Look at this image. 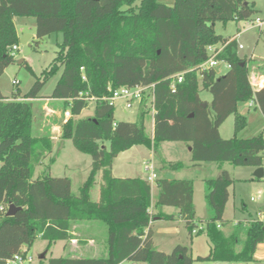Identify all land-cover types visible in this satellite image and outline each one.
Instances as JSON below:
<instances>
[{
  "label": "trees",
  "instance_id": "1",
  "mask_svg": "<svg viewBox=\"0 0 264 264\" xmlns=\"http://www.w3.org/2000/svg\"><path fill=\"white\" fill-rule=\"evenodd\" d=\"M256 13L247 0H0V77L14 62L10 53L18 44L14 17L35 19L37 41L62 34L55 58L28 93L23 97L13 93L9 100L0 92V205L19 208L10 217L0 214V264L16 255L25 259L37 239L47 242V249L68 241L73 226L82 222L105 227L104 257H44L39 263L193 264L186 246L177 245L169 254L154 247L150 229L154 219H181L191 238L204 234L210 253L197 261H255L256 249L264 242V224L245 220L228 234L223 232L231 225L223 216L234 179L222 167L264 165L262 134L237 137L247 122L238 112L240 104L254 101L264 117V86L252 89L249 61L238 55L236 40L223 39L214 26L248 21ZM213 45H225L217 57L229 65L225 75L219 76L214 69L197 70ZM257 69L264 71V65ZM59 71L47 99L59 101L63 112L71 111L72 118L60 126V137L71 140L78 152L92 160L77 196L66 177L47 173L33 178L35 168L52 153L53 142L50 135L35 133L32 101L41 99L47 80ZM186 71L182 82L171 89L169 78ZM150 85H154L152 135L145 127L151 112L150 90L138 106L135 123L116 122L114 107L103 103L95 104L91 117L79 118L89 103L77 99L80 93L103 98L120 87ZM200 91L211 94L210 104L201 100ZM229 117L234 118V135L223 139L219 129ZM105 141L108 151L102 145ZM167 142L189 145L192 166L215 164L220 169L216 178L204 180L211 216L201 229L195 221L193 180L156 178L157 195L152 202V184L146 178L112 176L114 159L135 146L151 150L163 169L185 168L182 162L161 157V145ZM98 174L99 200L93 202L90 192ZM164 207L174 208L176 214L163 213Z\"/></svg>",
  "mask_w": 264,
  "mask_h": 264
},
{
  "label": "rangeland",
  "instance_id": "2",
  "mask_svg": "<svg viewBox=\"0 0 264 264\" xmlns=\"http://www.w3.org/2000/svg\"><path fill=\"white\" fill-rule=\"evenodd\" d=\"M170 3L171 0H159ZM253 3L254 9L257 13L251 18L255 24L259 19L263 23L262 27H254L250 30H244L245 21H232L226 24L221 22L215 23V33L223 39H231L233 36L237 40L238 55L241 58L249 61V75L248 78L264 79V71L257 69L258 66L264 65V0H247ZM13 23L18 36L17 51L13 52L14 62L5 69L0 77V92L4 97L9 98L13 93L18 92L20 97H23L37 77H41L42 72L47 70L59 50L62 43V34L55 33L42 40L37 41L35 38V19L33 17H14ZM27 37L25 43H21L24 37ZM241 46V48H239ZM10 53L11 49H10ZM22 61L21 64H18ZM258 65V66H257ZM228 69L222 66L217 73L219 76L225 75ZM60 71L51 76L40 92L41 99L32 101L35 114L36 125L35 133L38 135L48 134L51 136L53 142L52 153L47 156L40 165L35 168L33 178L36 179L47 173L52 177H66L71 181V192L74 195L79 194V188L86 180L90 170L92 160L89 155L78 152L71 140L62 139L60 137V126L63 122V109L59 101L47 99L52 93ZM17 81V85L13 82ZM199 96L202 101L210 104L212 96L206 91H200ZM23 100L18 98V101ZM249 103V102H248ZM247 102L239 106L242 109L247 108ZM95 108L94 102H89L87 107L83 110L79 118L91 117ZM138 108L126 110L122 101L116 102L114 108V120L116 122L135 123L138 121ZM152 111L145 117V127L148 135H151L152 130ZM246 128L244 131L237 134V137H252L253 135L262 134L264 138V117L257 107L256 109L246 110ZM233 119L229 118L223 125L220 131L223 139H229L233 135ZM102 145L109 149V143L103 142ZM160 155L168 162H182L189 165L190 154L187 152L183 143L167 142L162 144ZM54 161L51 162L50 160ZM153 166V173L159 177H180L181 179H189L194 181V205L196 212V219L198 228L204 227V223L210 218L211 213L206 205L204 195L206 193L204 179L216 178L220 174V169L215 164H202V167L195 170L184 169L179 173H170L164 171L157 165V159L154 153L143 147L135 146L130 150L119 154L113 161V175L120 177H147L149 172L146 170V165ZM191 164V162H190ZM223 170L230 173L234 179L233 184L229 188L230 200L225 207V216L230 220L231 226L234 223L243 221L244 218L250 221L257 220L256 215L260 212L264 215V181H251L253 172L245 167H233L225 164ZM101 177H96L95 185L91 191V200L97 202L99 200V187ZM253 199V201H251ZM234 204V206H232ZM245 209V210H244ZM239 224V223H238ZM104 227V226H103ZM159 225L154 227L158 230ZM105 228V227H104ZM184 230V229H183ZM232 228L228 227L223 232L228 234ZM105 234V231H104ZM185 231L180 229L178 236L181 241L186 243ZM192 246L190 241L187 246L190 247L189 252L194 257L193 264H264V242L260 244L255 252L253 262L249 263H217L212 261H197V257H207L210 253V243L207 237L202 234L199 236H192ZM158 241V239L156 240ZM104 244V240H103ZM163 249H169L168 246H161ZM165 245V244H163ZM47 243L37 239L27 253V259L31 261L24 264H40V257L45 255L46 258L57 257H73L63 250V244L57 243L51 246L47 251ZM105 246V244H104ZM169 251V250H168ZM170 253V252H168ZM125 264H132L125 261Z\"/></svg>",
  "mask_w": 264,
  "mask_h": 264
},
{
  "label": "crops",
  "instance_id": "3",
  "mask_svg": "<svg viewBox=\"0 0 264 264\" xmlns=\"http://www.w3.org/2000/svg\"><path fill=\"white\" fill-rule=\"evenodd\" d=\"M233 39L236 40V38L234 36L230 40H233ZM236 42H237V40H236ZM249 82H250V85H251V87H252V89L254 91H256V90H258V89H260V88H262L264 86V79L253 78V79H250ZM256 108H257L256 105H254L253 107H249V103H248L246 110H247V112H249L250 109H256ZM246 110L242 109L240 106L238 107L239 114L242 115V116H245L247 118L248 114H246ZM229 118L233 119L232 127H233V135H234V118L233 117H229ZM228 119L226 121H228ZM226 121L223 123V125L226 123ZM223 125L219 129V133H220L221 129L223 128ZM152 129H153V121H152ZM244 129L242 131H244ZM151 135H152V132H151ZM233 135H232V137H233ZM220 136H221V134H220ZM254 136H257V135H253L252 137H254ZM240 138L244 139V138H251V137H246L245 136V137H240ZM184 146L187 149V152L190 154V151H191L190 146L187 145V144H184ZM161 147H162V145H161ZM263 157H264V152H263ZM185 166L186 167L181 169V170L190 169V168L195 170L196 168L202 167V164L199 165V166H192V164H190V162H189V165H185ZM245 168L249 169V172H254V170L256 169V168H253V167H245ZM161 169H163V168H161ZM163 170L164 171H169V170H166V169H163ZM181 170L170 171V173H176V175H177V173H179V171H181ZM218 170H219V168H218ZM98 175H100V174H98ZM112 176L114 178H117V177H115L113 175V170H112ZM120 178H130V177H120ZM136 178L145 179L146 177H144V178L143 177H136ZM156 178H166V179L181 180L180 177H159V176H156ZM252 178H253V173H252V176L250 178L251 181H252ZM95 182H96V180H95ZM92 189H91V191H92ZM151 195H152V202H155L156 195H157V188L155 186V183H152ZM90 197H91V192H90ZM204 198H205V195H204ZM229 200H230V194H229ZM229 200H228L227 204L229 203ZM193 204H194V193H193ZM232 206H234V204ZM226 207H227V205H226ZM194 208H195V205H194ZM149 212L151 213L152 210H149ZM162 212L165 213V214H168V215L176 214V210L174 208H170V207H164L162 209ZM223 218H224V220L230 222V220H228L226 218L225 212H224ZM245 220H247V219L244 218L243 221H239L237 223L241 224ZM195 221L197 222L196 212H195ZM156 225H159V227H158V230L155 231L154 227ZM233 226H235V223H234ZM233 226L228 225L225 228H223V230L227 229L228 227L232 228ZM150 229H151V232H152V239H153L154 247L160 252L169 254L168 252H171L174 249V247L177 246V245H182V246L188 247L187 246V244H188L187 242H189V241H190V246H192V239L188 235V232L185 229L184 223H183V221L181 219H176L175 221H165V220H161V219H154L151 222V224H150ZM180 229H182V231H185V233L188 235L185 238L186 243H184L183 241H181V239L178 238V236L180 234ZM104 231H105V234H104ZM70 235H71V237H70V239L68 241H59L60 243L63 244V250H65L68 254L73 256V257H70V258H76V259H79V258H99V257H104L106 255V229L103 227V225H101L99 223H92V222L77 223V224H75L73 226ZM157 239H158V241H156ZM103 240H104L105 246L103 244ZM59 242H56L53 245H55V244H57ZM157 244H159L161 246H168L169 249H163V248L159 247ZM163 244H165V245H163ZM46 248H47V246H46ZM50 248L47 249V251H49ZM188 248L191 249L190 247H188ZM50 258H52V257H50ZM57 258H60V257H57ZM192 258L194 259V257H192ZM46 259H49V258H46ZM121 264H125V261L122 262ZM138 264H146V263H138Z\"/></svg>",
  "mask_w": 264,
  "mask_h": 264
},
{
  "label": "built area",
  "instance_id": "4",
  "mask_svg": "<svg viewBox=\"0 0 264 264\" xmlns=\"http://www.w3.org/2000/svg\"><path fill=\"white\" fill-rule=\"evenodd\" d=\"M245 26H244V30H250L252 28L259 27L261 28L263 23L261 22V20H257L255 24L254 21L252 20H248L245 21ZM225 45H213V46H209L207 48V54H208V59L206 62H204L203 64L199 65L197 67V70L200 71H204V70H209V69H215L218 68V73L219 70L222 66H225L227 69L229 68V65H227L225 62H222L220 60L217 59L218 55L222 52V50L224 49ZM239 48H241V46H239ZM17 51V46H13L11 48V52L13 55V52ZM186 72H182L179 74H176L172 77H170L169 79L172 80L171 83V89L174 90L175 88V83H181L183 80V75ZM14 85L17 84V81L13 82ZM154 88V85H150V86H135V87H120L116 90H113L111 92V95L108 97H103V98H95V97H88L87 94H79V96L77 97V99H82L85 101H89V102H94L95 104L98 103H103L108 105L109 107H114L116 105V102L118 101H122L124 104V108L126 110H130V109H134V108H138V106L140 105L143 97H146L148 91L150 90V96H149V103L151 104V111L152 113H154V109H153V101H154V95L153 92L151 91ZM255 104L254 101H250L249 102V107H253ZM153 115V114H152ZM63 116V122L64 124L67 123L71 118H72V114L71 111L69 109L65 110L62 113ZM153 166L150 165H146V170L149 172V174L147 175L146 179L148 182H150L151 184L154 182L156 176L153 173ZM251 201H253V199H251ZM8 210V207L6 208L5 206L0 205V214L6 213ZM257 217V221H260L264 224V215H262L260 212L256 215ZM238 223H235V225H237ZM196 233V230L193 231V234ZM30 259L27 258H22L19 255L14 256L11 260L7 261V264H24L25 262H30Z\"/></svg>",
  "mask_w": 264,
  "mask_h": 264
},
{
  "label": "water",
  "instance_id": "5",
  "mask_svg": "<svg viewBox=\"0 0 264 264\" xmlns=\"http://www.w3.org/2000/svg\"><path fill=\"white\" fill-rule=\"evenodd\" d=\"M95 1H97V0H95ZM27 41V37L25 36L24 37V39L21 41V43H25ZM22 63V61H19L18 62V64H21ZM214 71L216 72V73H218V68H215L214 69ZM203 106L204 107H206V104H203ZM253 178L254 179H257V180H262V179H264V166H262V167H259V168H256L255 170H254V172H253ZM19 210V208H16L14 205H9L8 206V210H7V212H6V216L7 217H10V216H13L15 213H16V211H18ZM45 257V255H42L41 257H40V259H43Z\"/></svg>",
  "mask_w": 264,
  "mask_h": 264
}]
</instances>
